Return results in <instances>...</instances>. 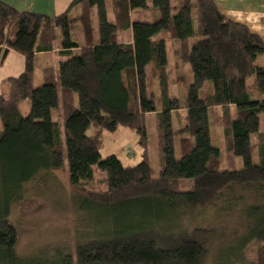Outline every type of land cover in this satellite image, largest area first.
<instances>
[{
	"label": "trees",
	"instance_id": "obj_1",
	"mask_svg": "<svg viewBox=\"0 0 264 264\" xmlns=\"http://www.w3.org/2000/svg\"><path fill=\"white\" fill-rule=\"evenodd\" d=\"M149 7L148 0H72L67 10L48 16L0 0V63L12 49L24 57V70L5 78L7 94H0V186L13 185L11 193L1 194L3 263L13 264L19 234L9 215L11 205L23 198L24 184L39 171L64 168L69 185L97 208L120 214L128 208L141 216L116 236L105 232L78 242L70 264H202L229 223L206 227L187 221L218 203L234 213L235 221L242 220V256L251 242L262 243L260 258L245 264H264V40L225 15L215 0H176L174 13L171 0H152V21L132 19L133 11ZM128 29L132 40H121L119 32ZM56 49L65 57L57 67L44 69L41 84L35 85V54ZM188 64L192 81L183 101L171 85L185 80ZM150 114L158 171L148 154ZM119 126L139 136L143 156L135 165L114 154L102 158L100 133H89ZM256 144L260 163L254 160ZM97 172L106 185L98 191L88 185ZM185 180L192 188L183 187Z\"/></svg>",
	"mask_w": 264,
	"mask_h": 264
},
{
	"label": "rangeland",
	"instance_id": "obj_2",
	"mask_svg": "<svg viewBox=\"0 0 264 264\" xmlns=\"http://www.w3.org/2000/svg\"><path fill=\"white\" fill-rule=\"evenodd\" d=\"M148 4L150 6L148 9H137L134 11L135 20L152 21V0H148ZM175 4L176 0H171L173 13L175 12ZM96 23L97 17L95 16V32L98 27ZM71 28L73 39L76 40L78 38V29L74 17H72ZM119 37L123 41H131V29L121 30ZM53 58L54 62L53 60H46L39 65L35 57V78L40 77L38 70L59 65V57L54 56ZM169 59L172 61L170 49ZM17 64L18 59L15 57L7 63V66L0 68V80L7 73L14 75L15 69L18 66ZM43 65H47V67L42 68ZM185 68L183 69L185 72V80L183 82L177 79L173 80L176 76L174 70L171 76V80H173L171 85L172 93L183 101L187 97V87L192 81L190 65L188 64ZM151 74L152 71L148 67L146 76L149 95L154 93V83ZM41 75L43 76V73ZM250 84H253V82L251 81ZM3 90L0 89V94L6 93ZM206 95L207 87L204 85L200 90V96L205 99ZM23 111L25 113L30 111V101L24 103ZM181 112L184 116L185 111L182 110ZM208 115L211 127V141L212 144L216 145L218 136L211 108H208ZM147 123L149 135L148 154L150 155L153 167L158 171L155 146L156 137L154 134L155 116L153 114L148 116ZM2 129L3 123L0 119V131ZM261 131L264 132L263 121L261 122ZM97 132L100 133L104 141V147L101 150L102 158L114 154L125 165H135L142 160L143 147L140 145L139 136L134 129L119 126L116 131L103 130L99 132L94 128L89 130L90 134ZM251 138L253 142L256 141L255 134H252ZM253 153L255 162L260 163L262 155L259 145H255ZM177 157H180V155L178 154ZM242 165L241 161L237 164L238 167H242ZM68 175L69 173L64 168L59 170H43L39 171L34 178L24 184L23 198L14 202L10 208L9 220L16 226L19 234L15 252L11 257L13 259L11 263L70 264L68 263V258L72 257V252H74L78 242L85 241L88 238H93L105 232H107L108 236H116L118 233L126 231L125 228L129 222L133 223L135 220L141 218L140 215H135L136 211L128 208L120 210L123 211L121 214L97 208V205L92 204L84 193L76 191L69 185ZM103 178L104 175L97 172L95 177L90 180V184H88L90 189L96 191L105 189L106 185ZM182 185L184 188H192L189 180L182 181ZM12 186L11 184L4 186V188L0 186V215L3 213L1 209V203L4 200L1 198L2 191L8 189L11 193V190L13 191ZM31 200L36 205L30 204L29 201ZM220 205L221 203H218L201 209L187 221L189 224H199L206 227L218 226L217 224L221 222L229 223L222 227V230H224L222 234L213 240L202 264H245L251 259L260 258L258 251L262 243L256 241L251 242L246 248L242 249L244 255H241L239 243L244 234V227L240 224L242 220L240 218V220H237L236 218L235 221L234 213L221 209ZM222 238L224 240L220 241ZM0 264H6L2 262L1 257Z\"/></svg>",
	"mask_w": 264,
	"mask_h": 264
},
{
	"label": "crops",
	"instance_id": "obj_3",
	"mask_svg": "<svg viewBox=\"0 0 264 264\" xmlns=\"http://www.w3.org/2000/svg\"><path fill=\"white\" fill-rule=\"evenodd\" d=\"M2 1L8 3L9 5L19 10H26L38 14L54 16L67 10L72 0H2ZM215 2L225 15H227L228 17H230L235 21L248 25L252 32L258 34L264 40V0H215ZM175 8H176V4H175ZM75 11H76L75 8H73L70 11L71 17H74ZM134 13L135 12L133 11L131 15L132 19H134ZM77 50H78L77 47L74 48L73 53L74 54L77 53L78 52ZM54 56L59 57V59L65 57L63 54L59 53V49L55 51L54 50L41 51V52H37L35 55L36 62L39 65L46 60H53L54 62V58H53ZM15 57L16 59H18V64H17L18 66L15 69V74L10 75L9 73H7L6 76L4 75L0 80V89H2V81L6 77L18 76L24 70V58L21 54H19L14 50H11L7 55V57L4 59V61L0 63V68L7 66V63L10 62ZM260 59L264 63V55ZM44 67H47V65L42 66V68ZM148 67H150V71H151V66L148 65L146 67V73ZM43 70H38L40 77L35 78V82H37L35 84L38 85L41 84L43 80V76L41 75V73H43ZM210 133H211V127H210Z\"/></svg>",
	"mask_w": 264,
	"mask_h": 264
}]
</instances>
